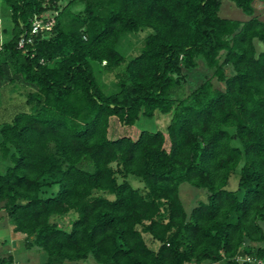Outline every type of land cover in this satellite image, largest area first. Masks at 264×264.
I'll use <instances>...</instances> for the list:
<instances>
[{
  "label": "trees",
  "instance_id": "obj_1",
  "mask_svg": "<svg viewBox=\"0 0 264 264\" xmlns=\"http://www.w3.org/2000/svg\"><path fill=\"white\" fill-rule=\"evenodd\" d=\"M2 1L13 26L0 45V74L9 67L34 89L29 109L0 124L9 159L0 206L25 246L46 252L43 264L89 256L101 264H251L235 254L264 256V20L253 0H233L247 19L221 16V0ZM76 2L82 7L71 9ZM47 7L58 11L50 34L19 47ZM143 26L152 32L126 60L117 42ZM198 56L222 88L206 77L184 93ZM118 66L116 89L103 90L96 70ZM160 113L170 114L166 130L108 135L111 116L132 125ZM240 162L238 186L227 189ZM183 181L207 194L189 210ZM70 210L77 216L66 229L54 218ZM12 260L0 255V264Z\"/></svg>",
  "mask_w": 264,
  "mask_h": 264
},
{
  "label": "rangeland",
  "instance_id": "obj_2",
  "mask_svg": "<svg viewBox=\"0 0 264 264\" xmlns=\"http://www.w3.org/2000/svg\"><path fill=\"white\" fill-rule=\"evenodd\" d=\"M67 0H62V4ZM254 13L260 19L264 20V0H253ZM82 7L81 2H76L71 6V9L77 10ZM219 14L224 17L246 19L249 17L240 7H238L233 0H221ZM13 22L10 17L9 8L2 0H0V45L3 41L7 40L11 36V28ZM4 28H8L7 33L4 32ZM152 32V28L149 26H143L137 31H126L121 34L117 48L125 53L126 60L140 51V47L143 44L145 36ZM258 48L263 47L262 43L256 41ZM123 65L125 62L122 63ZM122 67L118 66L113 69H107L105 67L98 68L96 75L102 84V88L105 91H112L116 89V83L118 80L117 71ZM225 71L228 74L230 67L226 66ZM187 80L184 83L183 91L187 93L190 89L195 87L206 77H210L216 87L222 88L224 82L217 80L213 74V70L209 68L201 58L197 57V65L193 68L187 69ZM34 89L31 84L25 83L19 73L14 74L9 67H3V73L0 74V124L4 121L10 120L19 109H29V104L26 101V92ZM170 114H156L152 117L140 116L137 121L132 124H121L118 122L115 116L110 117L108 135L110 137H117L120 135H130L136 137L141 129L155 130L161 129L166 130V125L169 121ZM232 130V129H231ZM1 138V137H0ZM239 140H233L234 143ZM9 162L7 157L2 156L0 151V170L4 171L6 164ZM85 165V164H84ZM115 166V162H112ZM241 162L231 172L228 182L226 184L227 189L234 190L238 186V177ZM86 166V165H85ZM118 180L122 177L117 175ZM129 180L134 186H143V182L136 179L134 176H129ZM46 187V186H44ZM57 184L49 188L53 191L56 189ZM48 188V187H47ZM49 192V191H48ZM242 190L238 191V195H242ZM47 193V192H46ZM179 193L184 206L189 210L199 199H206V190L201 187H196L187 181H183L179 185ZM112 196V194H109ZM77 216L75 210H70L68 213L57 215L54 219L59 221L64 228H71V221ZM25 234L22 232L13 230V223L10 217L0 206V255H12L13 264H43L46 259V252L37 247H26L24 244ZM144 238L148 245L157 248L159 241L152 240L151 233L145 232ZM249 248L259 246L261 243L257 241L246 242ZM211 260H203L201 262L192 261L191 264H209ZM63 264H101L97 262L92 256L82 260H65ZM189 264V262L187 263ZM214 264H232L226 260H220Z\"/></svg>",
  "mask_w": 264,
  "mask_h": 264
},
{
  "label": "built area",
  "instance_id": "obj_3",
  "mask_svg": "<svg viewBox=\"0 0 264 264\" xmlns=\"http://www.w3.org/2000/svg\"><path fill=\"white\" fill-rule=\"evenodd\" d=\"M44 5L49 4V0H43ZM57 10L47 7L39 13H35L31 19L29 30L24 31L18 38L17 44L19 47H24L27 43L33 41L34 36H48L55 22ZM27 50V49H26ZM234 258L239 261H248L251 264H264V256H254L250 253H237Z\"/></svg>",
  "mask_w": 264,
  "mask_h": 264
},
{
  "label": "crops",
  "instance_id": "obj_4",
  "mask_svg": "<svg viewBox=\"0 0 264 264\" xmlns=\"http://www.w3.org/2000/svg\"><path fill=\"white\" fill-rule=\"evenodd\" d=\"M254 13V12H253ZM249 15V14H248ZM250 16V15H249ZM247 19V18H246ZM220 261V260H219ZM219 261H212L209 264H214V263H218ZM192 261L189 262V264H191Z\"/></svg>",
  "mask_w": 264,
  "mask_h": 264
}]
</instances>
